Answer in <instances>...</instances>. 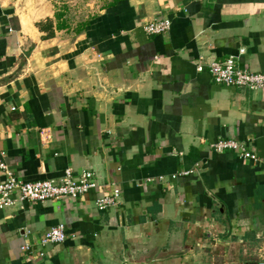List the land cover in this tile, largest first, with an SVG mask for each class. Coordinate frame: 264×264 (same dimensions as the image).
<instances>
[{
	"label": "crops",
	"instance_id": "0c3cea01",
	"mask_svg": "<svg viewBox=\"0 0 264 264\" xmlns=\"http://www.w3.org/2000/svg\"><path fill=\"white\" fill-rule=\"evenodd\" d=\"M231 55L264 73V0H0V152L25 181L96 179L0 208V264L264 262V89L214 80ZM231 137L259 162L211 148Z\"/></svg>",
	"mask_w": 264,
	"mask_h": 264
},
{
	"label": "built area",
	"instance_id": "2783aa9c",
	"mask_svg": "<svg viewBox=\"0 0 264 264\" xmlns=\"http://www.w3.org/2000/svg\"><path fill=\"white\" fill-rule=\"evenodd\" d=\"M172 21L167 16H159L147 22L143 29L149 35H160L170 31ZM241 53L245 49H241ZM198 70H203L204 65L199 64ZM208 69L214 80L219 84L248 88L250 90L264 89V73L250 72L248 69L236 66V57L231 55L223 61L214 60L208 64ZM216 152L233 151L238 157L252 163L259 162V154L249 150L245 142L233 137L219 140L211 145ZM0 171L4 172L7 178L0 181V208L5 209L15 206L17 203H37L48 200H69L77 199L90 192L96 186L95 175L91 171H84L81 174H74L72 169H66L64 177L60 181L54 179L40 181H25L21 179L5 160V154L0 152ZM191 171L182 174L188 175ZM179 175H172L177 179ZM161 182L167 181L162 177ZM120 189H115L112 196H102L96 200L99 210H105L117 203L120 197ZM69 234L65 224H58L46 231L39 240L42 246L66 241ZM22 250L27 253L33 250V245L26 243ZM259 264H264L261 262Z\"/></svg>",
	"mask_w": 264,
	"mask_h": 264
}]
</instances>
